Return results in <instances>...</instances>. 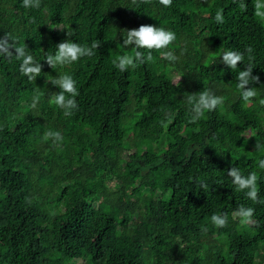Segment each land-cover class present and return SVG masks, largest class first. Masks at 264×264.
<instances>
[{
  "label": "trees",
  "instance_id": "1",
  "mask_svg": "<svg viewBox=\"0 0 264 264\" xmlns=\"http://www.w3.org/2000/svg\"><path fill=\"white\" fill-rule=\"evenodd\" d=\"M255 3L40 0L25 8L0 0V37L43 65L29 81L21 60L0 54V264H264V204L227 175L232 166L255 171L264 199V18ZM141 24L177 39L121 72L113 60L136 49L120 33ZM67 39L101 47L54 70L44 58ZM168 50L178 62L163 59ZM226 50L244 53L237 72L250 63L260 77L248 103L222 62ZM60 74L76 80L71 116L51 102L60 89L50 80ZM205 90L224 102L193 123L186 98ZM49 131L63 139L45 140ZM240 205L255 209L253 223L235 216ZM213 214H227V226L216 227Z\"/></svg>",
  "mask_w": 264,
  "mask_h": 264
},
{
  "label": "clouds",
  "instance_id": "2",
  "mask_svg": "<svg viewBox=\"0 0 264 264\" xmlns=\"http://www.w3.org/2000/svg\"><path fill=\"white\" fill-rule=\"evenodd\" d=\"M135 2V0H133ZM147 2V0H146ZM159 2L165 7H170L172 0H159ZM23 6L25 8H39L40 0H23ZM241 8H246L243 3ZM255 15L259 18H264V0H256L255 3ZM217 23L224 22V16L221 11H218L215 16ZM61 31H65L60 29ZM67 36L71 37L73 33L66 31ZM123 37L122 45L124 47H134L136 49L134 55H121L113 60L114 66L121 72L128 70L129 68L135 69L137 66L151 61V50L167 49L170 44L176 41V34L171 30H166L163 27H158L153 24H141L138 28L123 29L120 33ZM101 47L99 41H93L90 46L81 45L74 42L71 39L61 41L56 45L55 54H48L44 59L48 66L57 70L59 67H65L80 60L81 57H91L95 55V49ZM14 49V51H13ZM140 49H148L149 54H145ZM245 51L249 54L253 49L248 47ZM0 54L11 57L15 55L16 59L21 60L19 71L21 75L27 76L29 81H35L42 72L43 65L40 61H37L35 57L26 50V46L18 45L15 38L7 35L0 37ZM183 55V50L181 51ZM222 62L231 70L236 71L238 65L244 61V53L235 50H226L222 54ZM249 60L252 59L249 55ZM163 59L170 63L178 62L180 57L175 54L173 50L163 52ZM253 67L249 63L245 66L244 70L236 71L237 88L240 90V96L245 103L250 102L253 98L259 95L255 87H249L250 83H259L260 77L252 74ZM181 77L175 83L180 86ZM52 85L58 86L60 91L53 94L52 103L59 108L63 109L65 116H71L73 110L77 109L76 97L79 95L76 87V80L69 74H60L57 78L50 80ZM67 94V95H66ZM187 103L191 105V122H196L201 119L205 112L214 111L220 105L223 104L224 98L217 96L210 90H205L199 93L198 96L189 95ZM39 97H33L31 104L32 108H36ZM259 104L264 106V98L259 99ZM52 138L55 141L63 139L59 132L49 131L45 135V140ZM259 148V145H256ZM258 167L264 169V159L258 161ZM227 175L232 178V184L235 185L237 191L245 192L247 198L254 203L264 204V199L259 198V189L257 187V173L255 171L250 172L247 176L243 175L238 167L232 166ZM203 188H207V185H202ZM246 190V191H245ZM255 209L252 207H245L240 205L235 211V216L240 218V222L243 225H249L253 223V216ZM211 222L216 227H226L228 223L227 214H213L211 216ZM206 231V229H204Z\"/></svg>",
  "mask_w": 264,
  "mask_h": 264
},
{
  "label": "rangeland",
  "instance_id": "3",
  "mask_svg": "<svg viewBox=\"0 0 264 264\" xmlns=\"http://www.w3.org/2000/svg\"><path fill=\"white\" fill-rule=\"evenodd\" d=\"M123 172H124V169H122V172L121 173H123ZM123 179H124V177H123ZM108 184L112 186V182L111 181H109ZM146 192L151 193L152 191L151 190H147Z\"/></svg>",
  "mask_w": 264,
  "mask_h": 264
}]
</instances>
